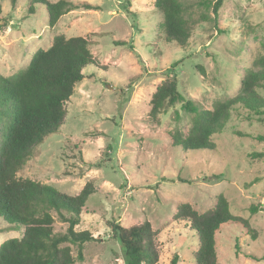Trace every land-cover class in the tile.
I'll return each mask as SVG.
<instances>
[{"label":"rangeland","instance_id":"374dc122","mask_svg":"<svg viewBox=\"0 0 264 264\" xmlns=\"http://www.w3.org/2000/svg\"><path fill=\"white\" fill-rule=\"evenodd\" d=\"M67 1L78 8L49 26L43 4L32 3L35 13L29 15V0H17L15 7L0 0V73L24 68L57 34L89 42L96 64L82 70L85 77L74 85L58 130L30 151L17 172L69 195L89 181L97 189L76 226L94 239L83 244V258L74 264H126L108 225L111 220L125 227L150 222L158 252L154 264H168L174 253L177 264H194L196 233L174 217L177 205L187 202L202 212L219 194L228 199L233 214L248 218L256 238L240 223L223 224L216 233L218 260L264 264V211L250 214L247 209L251 203L264 206V161L249 155L264 150V141L255 139L264 136V115L247 119L246 111L238 109L213 136V150H182L172 145L170 134L186 133L192 114L180 103L155 120L148 114L151 94L167 77H176L178 91L203 108L232 96L262 50L264 0H224L219 29L212 22L197 23L183 47L159 38L160 14L153 0H130V5L127 0ZM120 39L133 49L115 45L113 40ZM66 227L55 215L54 231ZM19 235L0 221V243ZM71 249L75 256L76 246Z\"/></svg>","mask_w":264,"mask_h":264},{"label":"trees","instance_id":"16d2710c","mask_svg":"<svg viewBox=\"0 0 264 264\" xmlns=\"http://www.w3.org/2000/svg\"><path fill=\"white\" fill-rule=\"evenodd\" d=\"M10 1L15 7L17 0ZM29 2V15L35 13L32 3L45 6L49 26H53L61 15L78 8L67 0ZM126 2L130 5V0ZM152 3L160 14L159 38L183 47L195 24L212 22L219 29V10L224 0H153ZM85 7L93 8L91 4H85ZM113 42L128 45L129 49L134 47L122 39ZM95 64L86 38L57 34L47 48H39L32 54L24 68L6 76L0 73V221L7 228L20 232L18 237L0 243V264H74L83 258V244L94 239L90 231L76 230L83 205L97 191L92 182H87L77 194L69 195L50 184L17 176V172L29 158L30 151L58 130L74 85L85 77L82 70ZM176 103L192 114L186 133L175 131L170 134L172 145L182 150H213V136L224 129L234 112L239 113L238 109L246 111L247 119L262 120L264 42L232 96L217 100L210 109L203 108L178 91L176 77H167L151 94L148 114L155 120L159 113ZM255 139L264 141V136L257 135ZM249 155L264 161V150L252 151ZM247 209L250 214H255L264 211V206L251 203ZM54 214L67 224L64 232L54 231ZM174 217L184 220L196 233L194 264H222L216 253V233L227 222L240 223L251 238H256V230L248 218L233 214L223 194L217 196L211 208L202 212L187 202L181 203L177 205ZM108 225L123 250L126 264L156 262L155 231L148 220L128 227L111 220ZM72 245L77 248L75 256ZM178 258V253H174L168 264H177Z\"/></svg>","mask_w":264,"mask_h":264},{"label":"built area","instance_id":"2783aa9c","mask_svg":"<svg viewBox=\"0 0 264 264\" xmlns=\"http://www.w3.org/2000/svg\"><path fill=\"white\" fill-rule=\"evenodd\" d=\"M113 1H115V2H116V1H120V0H113Z\"/></svg>","mask_w":264,"mask_h":264}]
</instances>
